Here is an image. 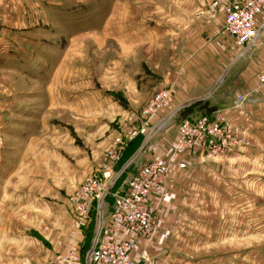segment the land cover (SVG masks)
I'll return each instance as SVG.
<instances>
[{
	"label": "rangeland",
	"instance_id": "374dc122",
	"mask_svg": "<svg viewBox=\"0 0 264 264\" xmlns=\"http://www.w3.org/2000/svg\"><path fill=\"white\" fill-rule=\"evenodd\" d=\"M213 1L0 0V189L4 183L9 185L11 200L17 201L10 203L29 208L30 215L44 217L47 213L38 209L48 207L50 237L60 230L54 223L63 217L62 206L72 208L73 228L81 232L82 242L72 238L66 248L78 243L82 261L97 237L100 220L109 218L116 195L142 166L146 147L154 142L151 139L156 133L115 179L147 138L141 128L156 127L169 109L178 106L173 88L177 78H184L190 62L205 61L198 59L203 54H190L192 47L213 44L215 36L204 27L217 25L216 36L227 42L228 35L221 30L223 13L210 11ZM257 17L255 30L259 34L264 25L257 29ZM232 63L219 73L216 84L225 76L215 90L204 96L220 90ZM162 90L172 95L169 109L147 120L144 111ZM206 104L196 102L181 108L164 125L179 127L185 118L200 117L191 115L197 105L202 116L222 114ZM233 105L226 109L233 111ZM225 123L244 144L226 155L205 153V162L199 159L184 165L179 172L188 178L172 189L165 204L191 208L200 220L205 216L201 208H225L224 216L213 213L212 217L240 220L242 236L222 246L181 247L198 255L189 258L192 261L181 257L177 264H205L201 254H210L211 260L224 259L225 251L232 254L235 249L242 253V258H234L237 264H264L260 261L264 260V125L251 134L249 121L242 127L246 132L226 118ZM111 149H121L122 154L116 163L107 164L104 155ZM94 176L109 188L91 203L86 219L77 227L74 196ZM167 191L165 186L163 196L154 197L162 204ZM186 211L176 217H189ZM200 222L189 226L199 228ZM149 252L152 256V246ZM234 260L228 257L223 261L235 264Z\"/></svg>",
	"mask_w": 264,
	"mask_h": 264
},
{
	"label": "crops",
	"instance_id": "0c3cea01",
	"mask_svg": "<svg viewBox=\"0 0 264 264\" xmlns=\"http://www.w3.org/2000/svg\"><path fill=\"white\" fill-rule=\"evenodd\" d=\"M216 21L217 23L221 22L220 19ZM256 24L257 29L264 25V8L257 17ZM216 27L217 25L213 24L204 27L210 35L215 36L210 47L202 44L197 49L192 47L190 54L194 56L203 54L204 56L199 55L198 59H204L205 61L190 62L185 68L184 78H177V84L173 87L175 90V104L189 103L186 107H190L196 102H201L202 105L206 102L211 111H221L224 119L226 118L227 122L234 127L238 126L243 129L242 127H247L249 121L252 126L251 134H255L258 132V127L264 125V85H260L257 79L259 72L264 69V29L260 30L256 43L247 47L246 53L239 57L238 54L243 47H236L235 43L232 42V38L228 36L227 42H221L220 37L216 36ZM212 53L221 56L220 59L212 57ZM231 63V73L219 86L220 90L209 97L204 96L214 89L220 77L219 73L224 72ZM238 94L247 97L244 109L241 111L226 109L232 105L235 96ZM194 108L197 109L193 110L195 113L191 115L201 114L198 105ZM177 127L178 125H164L160 128L151 139H154V142L147 145V152L142 159L146 163L155 157H169L170 172L166 184L168 191L163 203L161 204L162 200L158 201L154 196L150 200V206L157 208L155 212L158 222L153 235L148 239H141L136 244L133 257L140 264H177L181 261L180 258L184 256L186 261H192L190 259L197 257L194 255L198 254L186 252L181 247H192L193 250V247L199 246L202 249L211 245L222 246L223 244L227 245L228 240H240V236H242L240 220L236 221V219L232 220L230 217L228 219L222 216L212 217L211 214L213 213L223 214L224 216L227 212L225 208L222 211H213L217 209L210 206L201 208V213L205 216H202L200 220L193 216L191 208L165 204V201L167 202L171 198L172 189L181 187L184 177L188 178L186 173L179 172L183 166L187 165L188 167L191 161H198L199 159L203 163L205 157H208L198 149L179 157L170 156L172 149L170 147L178 135ZM243 131L246 132L245 129ZM10 181L11 179L7 184H10ZM2 186L4 189H0V264H52L56 256L67 249L66 246L72 238L77 242L81 241L79 239L81 238V232H76L73 228L74 212L72 208L68 209L62 206L63 211L59 213L63 214V217L57 219L58 222L54 223L55 228L60 230L54 233L53 237H50L48 216L50 210L48 207H46V210L44 208L38 209L43 211L42 214L47 213L44 217L30 215L27 210L29 208L10 203L11 201L17 202L11 200L13 190L6 183ZM209 191H205L207 195H209ZM26 204L29 205L27 202ZM68 207L72 206L69 204ZM183 209H187L186 213L190 214L189 217H176ZM38 210L34 212L39 213ZM199 221H201L200 227L192 229L191 227ZM189 224H191V227ZM229 225H231V228H229ZM150 246L153 248L152 256L149 252ZM225 252L224 255L227 256L224 259L218 258L215 260L210 259V254H201L203 256L201 262L209 264V261H216L225 264L224 261L228 257L233 258V260L234 258H242L241 249L238 251L235 249L232 254ZM257 258L260 259L261 257L258 256ZM260 261L264 260L260 259ZM237 263L235 261V264Z\"/></svg>",
	"mask_w": 264,
	"mask_h": 264
},
{
	"label": "built area",
	"instance_id": "2783aa9c",
	"mask_svg": "<svg viewBox=\"0 0 264 264\" xmlns=\"http://www.w3.org/2000/svg\"><path fill=\"white\" fill-rule=\"evenodd\" d=\"M263 7L264 0H214L209 8L210 11L218 10L223 13L222 32L233 38L238 46L247 48L256 43L258 34L255 21ZM258 82L264 85V70L259 73ZM171 102L172 95L169 91H159L150 100L144 116L147 120L158 117ZM246 102L247 97L238 94L233 107L240 111ZM176 107L168 108L163 118L170 115ZM154 128L142 127L140 131L149 135ZM134 137L131 136L132 139ZM244 142L225 123L221 113L185 118L179 124L178 135L171 146V156L178 157L194 149L211 156H223L235 151ZM121 154V149H111L105 153L103 160L107 164H113L120 159ZM169 164L168 158L159 156L140 166L126 182L124 190L116 195L112 212L107 220L102 221L99 234L84 261L81 258V247L75 243L63 255L56 257L53 264H140L133 257L136 240L147 239L155 231L158 222L155 212L157 208L150 206V200L153 196H163ZM108 188L109 185L103 187L96 176L88 178L80 187L73 200L78 213L77 227L86 219L91 203L100 200Z\"/></svg>",
	"mask_w": 264,
	"mask_h": 264
},
{
	"label": "water",
	"instance_id": "95a60500",
	"mask_svg": "<svg viewBox=\"0 0 264 264\" xmlns=\"http://www.w3.org/2000/svg\"><path fill=\"white\" fill-rule=\"evenodd\" d=\"M225 73H226V71H225ZM224 73V74H225ZM224 76L225 75H223L222 77H221V79L218 81V83L216 84V86L214 87V89L213 90H215V88L219 85V83L223 80V78H224ZM212 90V91H213ZM189 103H185V104H181V105H178L176 108H175V110L174 111H172L171 113H170V115H168L166 118H163V120H161L160 122H159V124L153 129V131L147 136V138L141 143V145H140V147L138 148V150L136 151V153L133 155V157H131L125 164H124V166L121 168V170L119 171V173L116 175V177H115V179H117L119 176H120V174L123 172V170H125V168L133 161V159L135 158V156L137 155V153L147 144V142H148V140H149V138L154 134V133H156L157 131H158V129L162 126V125H164V123L171 117V116H173V114L175 113V112H177V111H179L181 108H185L187 105H188ZM112 183V182H111ZM100 208V207H99ZM101 224H102V220H100V226H99V228H98V230H97V235L99 234V231H100V227H101Z\"/></svg>",
	"mask_w": 264,
	"mask_h": 264
},
{
	"label": "trees",
	"instance_id": "16d2710c",
	"mask_svg": "<svg viewBox=\"0 0 264 264\" xmlns=\"http://www.w3.org/2000/svg\"><path fill=\"white\" fill-rule=\"evenodd\" d=\"M198 116H202V114H199ZM197 117V116H196ZM190 118H192V117H190Z\"/></svg>",
	"mask_w": 264,
	"mask_h": 264
}]
</instances>
